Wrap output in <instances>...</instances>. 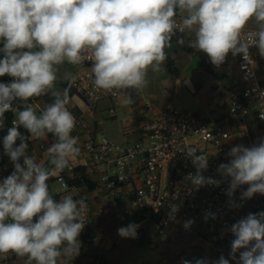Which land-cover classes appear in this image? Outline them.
Returning a JSON list of instances; mask_svg holds the SVG:
<instances>
[{
  "label": "clouds",
  "instance_id": "1",
  "mask_svg": "<svg viewBox=\"0 0 264 264\" xmlns=\"http://www.w3.org/2000/svg\"><path fill=\"white\" fill-rule=\"evenodd\" d=\"M250 21L256 27L246 31ZM177 29L189 36L188 47L207 54L217 68L229 53L246 60L253 46L264 57V0H0V77L12 78L0 83V128L6 112L17 117L3 138L14 171L0 182V254L26 257L25 264H69L80 252L86 202L71 195L57 201L48 185L81 151L72 135L76 120L67 108L76 76L65 74L69 87L61 92L56 88L58 66L90 60L94 90L109 92L127 105L133 102L128 90L142 91L149 84V70L161 71ZM177 42L185 44L183 37ZM49 94L53 102L39 113L31 105L13 107L16 100ZM21 125L29 136L18 131ZM48 134L55 137L46 150L50 167L26 154L29 138L46 139ZM185 154L196 168L188 176L196 190L227 181L231 207L240 206L232 198L243 185L242 201L264 195V138L251 147H232L228 163L217 168L222 179L202 174L207 154L195 148ZM137 227L130 223L118 234L135 239ZM230 232L231 259L239 252L237 264H264V211L247 214ZM194 264L209 261L200 258ZM211 264H229V259L220 256Z\"/></svg>",
  "mask_w": 264,
  "mask_h": 264
},
{
  "label": "built area",
  "instance_id": "2",
  "mask_svg": "<svg viewBox=\"0 0 264 264\" xmlns=\"http://www.w3.org/2000/svg\"><path fill=\"white\" fill-rule=\"evenodd\" d=\"M176 19L179 25L180 18ZM253 29L255 28L247 27L246 31ZM177 33L182 34L178 29ZM255 49L258 48L250 47V55L246 60L239 55V92L231 99L229 112L235 118L254 113L258 122L264 126V76L260 78L258 75L259 60ZM261 66L264 70V61ZM75 67L76 81L72 87L82 96L86 108L83 115L76 119L72 135L80 140L86 134L81 155L88 154L95 163L107 165L100 181L110 189L111 205L118 214L122 216L137 209H149L156 217L155 222L160 229L173 225L186 229L185 222L192 221L190 228L197 224L205 241L223 250L231 248L234 239L230 232L231 226L249 214L245 208L254 212L263 209L264 195L257 193L251 199L242 201L241 193L247 188V185H243L235 191L232 198L240 206L231 207L226 195L227 181L222 180L219 187L206 185L196 190L188 178L189 174H195L196 168L185 152L189 148H195L198 152L207 154L208 168L202 174L222 179L217 168L221 163H228L230 158L227 153L230 149L241 144L251 147L255 144L254 140L247 136L243 142H232V131L223 122L213 124L190 111L170 106L156 110L152 104L146 105L153 116L148 123L142 125V138L118 141L105 131L97 133L92 123L95 108L100 101L106 98L113 101L117 96L94 90L90 60ZM108 113L115 115L116 108L111 105ZM15 120L16 118L13 122ZM74 170L75 165L71 163L69 168L58 175L60 193H71L76 200L86 202V224L80 233L84 235L90 228L91 202L78 183L66 175V172ZM138 174H141V183L135 188L130 205L122 207L119 187L132 182ZM209 213L213 215L206 218ZM181 254V251L177 252V262ZM3 257L4 260L9 259V253ZM97 264H102L100 259Z\"/></svg>",
  "mask_w": 264,
  "mask_h": 264
},
{
  "label": "crops",
  "instance_id": "3",
  "mask_svg": "<svg viewBox=\"0 0 264 264\" xmlns=\"http://www.w3.org/2000/svg\"><path fill=\"white\" fill-rule=\"evenodd\" d=\"M255 27L254 21H250L248 28ZM0 45H3V43L0 42ZM254 52L259 60L257 66L258 75L262 78L264 76V70L261 63L264 61V57L259 54L258 49H255ZM166 54L167 59L163 63V69H166L169 74L174 75L176 73L178 76L181 74L175 64L176 58H180L184 67L190 71L188 77L194 78L195 76L201 75L203 79H205L207 89L210 90V96L213 99L217 98V96L222 98V105L226 107L228 115H222L218 118V122L227 124L231 129L232 136L230 140L232 142H243L246 137L249 136L256 144L260 139L264 138V126L259 122L249 127L246 123L231 125L229 121L230 118H232L229 112L230 101L239 92V55L233 56L229 53L225 62L217 68L210 62L207 54L197 50L191 53L184 50H174V45L172 44L171 47L167 49ZM197 57L200 58V61H196ZM66 73L75 76L77 67L67 63L58 66L56 88L61 92L64 90L61 83L68 81L65 79ZM136 92L137 91L130 92L133 102L127 105L118 97L113 101L106 98L98 103L92 116V123L97 133L105 131L111 138L118 141H125L126 139L131 141L142 138L141 127L143 124L150 121L153 113L147 110L146 106L143 105V99H141ZM69 97L70 100L67 108L72 112L76 120L83 115L86 105L82 96L75 90H69ZM51 102H53V97L48 103L47 101L40 100L35 106H31L35 110H43V108ZM111 105L116 108L115 115H109L108 113V109ZM119 106L129 108L131 116L120 119L117 114V108ZM155 107L156 110L164 108L160 106ZM109 120H112V123H108ZM86 138L87 135L83 134L79 140L78 147L81 150ZM53 142H55V137L52 134H48L46 139L41 140H33L30 138L26 154L35 157L38 163L50 167L51 165L48 163L46 150ZM19 162L22 164L23 159L21 158ZM71 163L75 165V170L66 172V175L76 181L80 189L88 195L91 202V223L88 232L79 236V255L73 257L69 264H97V261L101 257L105 259L107 264H150L147 256H145L144 261L141 263L131 259L134 258L133 256L135 255L133 254L134 249H136L137 246H144V244L151 245L153 250L161 254V264H181L182 260H189L194 264L196 259L206 258L208 260L206 257V250L208 248L205 247L207 245L210 246V249L214 253L219 252L225 254L230 264H237L239 252L236 253V260L231 259L229 255L231 248L223 250L205 241L201 236L197 224L192 225L189 229H182L176 225L160 229L156 225V220L145 218L135 223L138 226L135 239L121 237L118 234V229L126 227L130 220L127 219L125 215H119L112 207L110 189L100 181V177L106 171L107 165L95 163L90 159L88 154L81 155V151ZM13 171L14 164L9 159L8 163L0 166V182ZM84 177L93 184V188L88 187L89 185L84 181ZM140 178L141 174H138L132 182L119 187L122 207L130 205L132 194L135 188L141 183ZM48 185L53 198L57 201L64 195H71L75 199L71 193H60L58 176L51 177L48 181ZM244 210L249 213H257L249 208H245ZM260 211H264V208ZM178 251L182 252L179 256V262H177L175 258ZM3 255L4 254H0V262L15 261V264H19L23 260H26V257H18L12 252H9V259L7 260H4ZM126 258H128L129 261H126Z\"/></svg>",
  "mask_w": 264,
  "mask_h": 264
},
{
  "label": "rangeland",
  "instance_id": "4",
  "mask_svg": "<svg viewBox=\"0 0 264 264\" xmlns=\"http://www.w3.org/2000/svg\"><path fill=\"white\" fill-rule=\"evenodd\" d=\"M197 58L196 61H200V58ZM175 64L181 73H179V76L176 73L174 75L169 74L166 69H163V65L159 72L149 70L147 77L149 80L148 86L142 91L136 92L143 99L144 106L152 104L154 106H170L180 110L190 111L199 118L213 124L217 123L218 118L222 115H228L226 107L222 105V98L217 96V98L213 99L210 96V90L207 89L205 79L201 75L195 76L194 78L188 77L190 71L184 67L180 58H176ZM117 114L120 119L131 116L129 108L120 106L117 108ZM108 123H112V120H109ZM205 247L208 248L206 250V257L209 260V264L212 261L218 260L220 256L228 259L225 254L219 252L214 253L209 245ZM133 252L135 255L131 259L139 263L143 262L145 256H147L150 264H161V254L153 250L149 244H144L141 247L137 246ZM126 261H129V259L126 258ZM15 263V261L0 262V264ZM19 264H25V261L23 260Z\"/></svg>",
  "mask_w": 264,
  "mask_h": 264
},
{
  "label": "trees",
  "instance_id": "5",
  "mask_svg": "<svg viewBox=\"0 0 264 264\" xmlns=\"http://www.w3.org/2000/svg\"><path fill=\"white\" fill-rule=\"evenodd\" d=\"M176 18H178V17H176ZM181 37H183L185 40L184 45H181L177 42L178 39H180ZM188 39H189V36L186 33L180 34V33L176 32V35L173 36V38H172L171 45L172 44L174 45V50H184L186 52L191 53L194 51V49L187 46V40ZM2 47H3V45H0V48H2ZM167 49L168 48H166L165 51H167ZM2 58H3V53H0V59H2ZM11 82H12V78L7 76V75L0 77V83H6L7 84V83H11ZM61 84H62L63 89L69 87V81H64ZM69 90L73 91L74 88L71 86ZM51 99H52V96L49 94V95L41 96V97H33L29 101H26V102H21L19 100H16L13 102V107L17 108L18 110H23V107H27L29 105L35 106V104L40 100L41 101H47V103H48L51 101ZM36 111H37V113H39L42 110L38 109ZM15 118H17V117H16L15 113L12 111L6 112L4 114V126L2 128H0V166H3L6 163H8V161L10 159L9 156L5 154V151L3 148V138H4V136L7 135L8 129L13 127V120ZM229 121H230L231 125L246 123V125H248L249 127H251L252 125H254L258 122L254 113L249 114L246 117H243L242 119L232 117V118H230ZM18 131L26 137L30 135L28 133V131L22 125L18 127ZM29 142H30V138L28 140V144H29ZM16 143L18 145L20 143V141L17 140ZM79 168H81V167H79ZM84 181L89 185L88 186L89 188H93V184H91L90 181L86 177H84ZM125 217L130 220L127 223L128 225L130 223L135 224L136 222H138L142 219H145V218H152L153 220H156V217L150 212L149 209H146V208L137 209L135 212H133L131 214H126ZM100 262L102 264H107L105 259L102 257L100 258Z\"/></svg>",
  "mask_w": 264,
  "mask_h": 264
}]
</instances>
